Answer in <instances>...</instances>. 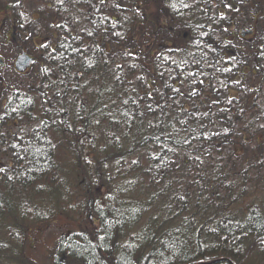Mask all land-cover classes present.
Returning <instances> with one entry per match:
<instances>
[{
	"label": "trees",
	"instance_id": "1",
	"mask_svg": "<svg viewBox=\"0 0 264 264\" xmlns=\"http://www.w3.org/2000/svg\"><path fill=\"white\" fill-rule=\"evenodd\" d=\"M0 14L34 59L0 80V264H264V0Z\"/></svg>",
	"mask_w": 264,
	"mask_h": 264
},
{
	"label": "rangeland",
	"instance_id": "2",
	"mask_svg": "<svg viewBox=\"0 0 264 264\" xmlns=\"http://www.w3.org/2000/svg\"><path fill=\"white\" fill-rule=\"evenodd\" d=\"M2 14H0V22L2 19ZM6 33H0V39L1 42H3L2 38L5 39L6 36H4ZM8 38H11L10 33H7ZM0 42V43H1ZM4 43V42H3ZM36 45H39L41 41L39 39L35 40ZM2 44V43H1ZM20 50H26L27 53L30 54V51L28 49L27 45H23L20 41H15L12 44H5L0 45V56L4 62V66L1 65L0 68V80H2L4 83H13L17 80H22L24 76H28L31 74L32 70H28L25 74H19L17 73L13 68V62L15 60V56L18 54ZM66 226V225H65ZM61 222H52L49 226V229L46 230V236H44V243L51 244V239L54 235L59 234L62 229L65 227ZM54 234V235H53ZM53 235V236H50ZM35 239V238H34ZM33 239V240H34ZM45 250L43 248V244L36 241L33 247V250H28V255L36 260L38 263L43 264L44 262H48L47 259H45L42 256V253H44Z\"/></svg>",
	"mask_w": 264,
	"mask_h": 264
},
{
	"label": "water",
	"instance_id": "3",
	"mask_svg": "<svg viewBox=\"0 0 264 264\" xmlns=\"http://www.w3.org/2000/svg\"><path fill=\"white\" fill-rule=\"evenodd\" d=\"M250 33L251 31H244L243 36L250 34ZM32 61H33V58L29 57L26 53L23 52L20 55H18L15 60V63H14L15 69L19 72H23L29 67Z\"/></svg>",
	"mask_w": 264,
	"mask_h": 264
},
{
	"label": "flooded vegetation",
	"instance_id": "4",
	"mask_svg": "<svg viewBox=\"0 0 264 264\" xmlns=\"http://www.w3.org/2000/svg\"><path fill=\"white\" fill-rule=\"evenodd\" d=\"M21 52H26V50H20V51L18 52V54L21 53ZM3 64H4V62H3L1 65L4 66ZM27 71H28V70H27ZM27 71H25L24 73H20V74L23 75V74H25Z\"/></svg>",
	"mask_w": 264,
	"mask_h": 264
},
{
	"label": "snow or ice",
	"instance_id": "5",
	"mask_svg": "<svg viewBox=\"0 0 264 264\" xmlns=\"http://www.w3.org/2000/svg\"><path fill=\"white\" fill-rule=\"evenodd\" d=\"M0 170H2V169H0Z\"/></svg>",
	"mask_w": 264,
	"mask_h": 264
}]
</instances>
